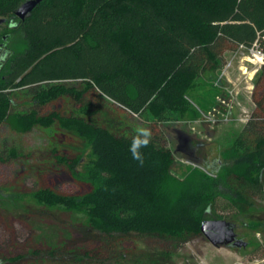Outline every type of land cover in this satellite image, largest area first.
<instances>
[{"label":"trees","instance_id":"obj_1","mask_svg":"<svg viewBox=\"0 0 264 264\" xmlns=\"http://www.w3.org/2000/svg\"><path fill=\"white\" fill-rule=\"evenodd\" d=\"M25 1L0 0V129L26 133L57 123L79 139L69 157L48 151L52 171L64 166L79 189L0 187V224L30 230L23 248L0 251V264H105L116 259L118 244L148 237L177 246L200 235L203 220L241 219L257 206L264 63L251 90L253 109L215 169L173 174L160 125L196 114L197 80L222 69L226 52L256 47L264 54V0H41L19 20ZM20 93L31 95L27 112L17 111ZM63 96L74 102L69 112L41 110ZM128 117L152 133L142 163L129 151L135 129ZM5 152L0 162L22 157ZM244 226L263 235L252 245L264 255V224ZM160 252L152 264L169 260L170 251Z\"/></svg>","mask_w":264,"mask_h":264},{"label":"rangeland","instance_id":"obj_2","mask_svg":"<svg viewBox=\"0 0 264 264\" xmlns=\"http://www.w3.org/2000/svg\"><path fill=\"white\" fill-rule=\"evenodd\" d=\"M224 58L222 69L205 74L197 80L191 101L196 114H192V118L186 114L182 120L166 121L160 125L164 146L171 151L175 160L172 172L177 177H181L188 166L206 169L210 161H216L220 151L230 147L233 135L243 129L253 109L251 90L260 64L254 61L251 50L244 47L226 52ZM67 85L73 84L68 82ZM30 96L27 93L19 94L16 99L17 111L29 110ZM56 102L41 110L46 112L56 109L65 114L74 105L70 96H63ZM128 120L134 129L145 127L137 117H128ZM184 136L188 137L187 152L179 150ZM79 145V139L65 133L57 123L48 127L38 125L26 133H18L9 125L3 126L0 129V151L7 155L4 151L15 149L22 157L0 162V187H14L24 191L50 186L64 193L77 191L78 184L70 179L64 166H59L58 171H52L54 160L48 151L55 148L69 157ZM190 151L191 155L188 153ZM256 202L257 206L247 216L226 219L234 225L237 239L250 242L249 246L240 249L215 247L201 234L177 246L138 237L128 247L118 244L115 254L111 256L116 259L105 264H152L161 254L162 248L170 251L169 260L164 264H264V255L253 252L252 245L261 242L263 235L252 233L244 226L247 220L264 224V191L256 197ZM58 218L65 220L67 215L60 212ZM10 224L9 227L0 224V251L7 250L10 244L23 248L30 237V230L24 224L16 221ZM121 255L124 257L120 258ZM48 262L45 260L43 264ZM28 263L25 260L24 264Z\"/></svg>","mask_w":264,"mask_h":264},{"label":"water","instance_id":"obj_3","mask_svg":"<svg viewBox=\"0 0 264 264\" xmlns=\"http://www.w3.org/2000/svg\"><path fill=\"white\" fill-rule=\"evenodd\" d=\"M41 0H26L23 2L15 12V16L19 20H24L25 17L35 8ZM1 22V21H0ZM4 44L0 45V59L2 57V48ZM183 143H181L179 150L188 151L186 145L188 144V137L184 136ZM182 147V148H181ZM191 155V151L188 152ZM199 231L201 235L215 247H229V248H244L247 245L246 241L237 239L234 232V225L224 219H206L200 223Z\"/></svg>","mask_w":264,"mask_h":264},{"label":"clouds","instance_id":"obj_4","mask_svg":"<svg viewBox=\"0 0 264 264\" xmlns=\"http://www.w3.org/2000/svg\"><path fill=\"white\" fill-rule=\"evenodd\" d=\"M151 130L145 127H137L135 129V135L132 138L129 151L132 159L138 162L143 161L141 149L146 148L151 142ZM216 162L210 161L207 165L209 169H215Z\"/></svg>","mask_w":264,"mask_h":264},{"label":"built area","instance_id":"obj_5","mask_svg":"<svg viewBox=\"0 0 264 264\" xmlns=\"http://www.w3.org/2000/svg\"><path fill=\"white\" fill-rule=\"evenodd\" d=\"M251 50L254 61L260 64V66L264 63V54L259 51L256 47L249 48Z\"/></svg>","mask_w":264,"mask_h":264},{"label":"flooded vegetation","instance_id":"obj_6","mask_svg":"<svg viewBox=\"0 0 264 264\" xmlns=\"http://www.w3.org/2000/svg\"><path fill=\"white\" fill-rule=\"evenodd\" d=\"M2 43H0V45H1ZM5 47V46H4ZM4 47L2 48V52L4 51Z\"/></svg>","mask_w":264,"mask_h":264}]
</instances>
